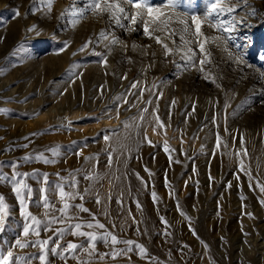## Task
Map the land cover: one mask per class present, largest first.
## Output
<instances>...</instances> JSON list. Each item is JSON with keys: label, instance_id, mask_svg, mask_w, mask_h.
<instances>
[{"label": "rangeland", "instance_id": "obj_1", "mask_svg": "<svg viewBox=\"0 0 264 264\" xmlns=\"http://www.w3.org/2000/svg\"><path fill=\"white\" fill-rule=\"evenodd\" d=\"M151 2L168 29L91 0H0V256L264 264V0L208 20L214 0Z\"/></svg>", "mask_w": 264, "mask_h": 264}, {"label": "snow or ice", "instance_id": "obj_2", "mask_svg": "<svg viewBox=\"0 0 264 264\" xmlns=\"http://www.w3.org/2000/svg\"><path fill=\"white\" fill-rule=\"evenodd\" d=\"M226 0H214V2L210 3V7L207 10V14L205 15L204 19L208 20L210 16H212L213 14L215 15H219L222 11L223 8L221 7V5L223 3H225ZM168 3H172V0H165V4ZM123 5H130L131 8H126ZM51 6V0L49 3V7ZM174 6V3H173ZM162 7V5H154L151 0H122V3H111L110 0H104V8L101 7V3L100 0H91V3L89 5V10H94L97 13H101L103 11L112 9L111 12V18H114L116 20L117 24H120L121 19L124 20H130L132 24H135L137 22V18H141L143 20V17L145 14H147L148 17L151 18V23L153 25H156L153 28V33L156 31H162V30H166L168 29L169 25H168V20L167 19H161V16L163 15L160 12V8ZM131 9H136V11L133 13L131 11ZM232 9H228V11H231ZM67 11V10H66ZM119 13L120 15H117L116 13ZM192 23L195 25V35L196 36H200L201 35V21L198 17L196 16H192ZM158 21V23H157ZM149 21H143L144 23V32L146 35L149 36V38H155L157 43H161V39L159 36H155L153 37V34L149 32ZM181 24H184V28L182 29L183 32L187 33L189 31V26L187 24L186 21H180ZM223 31H229L228 28H224ZM171 35L175 36L176 32L175 30H172ZM101 36L104 37L105 39L107 38L104 33H101ZM180 39L184 42V43H190V41L184 40V36L181 35ZM116 41L114 40L113 43H115ZM175 42V41H174ZM166 49V51L170 52L171 50L167 48V45H163ZM189 51H193L192 49H189ZM200 51H204V45L200 44ZM106 62V61H105ZM201 64L204 63V61H200ZM132 88L136 87V83H133L131 85ZM148 104H151V101L147 102ZM142 112H146L147 108H144L141 110ZM141 119H143V117H141ZM158 123L160 124V127L163 128L164 124L163 122L159 121V117H156ZM149 143H151V141H149ZM55 152V150H53ZM264 190V189H262ZM17 191L19 192V188L17 189ZM61 196H64L63 191H61ZM83 198V197H81ZM97 203H99V199H97ZM69 205L66 203L64 205V210L68 209ZM5 206L3 205L2 202H0V210H4ZM82 211H88V209L85 208H81ZM63 211V210H62ZM6 214V211H5ZM53 222L55 223H59L61 221L59 220H54ZM32 223L36 224L39 223V221L35 218L32 217ZM99 228H104L105 226L103 224H98L97 225ZM76 229H80L81 225L80 224H76L75 225ZM87 227L91 228L93 227V225L91 223H89L87 225ZM24 235L28 236L29 235V228H25L24 230ZM80 235H85V233L81 232ZM91 240H95L96 237L94 235L90 236ZM111 241L113 244H117L120 243L121 241H119L115 236L111 237ZM47 241H44L40 247L44 248L47 245ZM124 243L127 244H131V241H124ZM17 245L21 248L26 247L28 245L26 244H21L20 241H17ZM77 248V245L74 243H69L67 245V248L65 249V251L68 250H75ZM53 251L55 252L56 249H53ZM42 262L45 260V256L41 255L38 257ZM20 257H13V252L12 251H8L6 253V255H2L0 256V264H18V261L20 260Z\"/></svg>", "mask_w": 264, "mask_h": 264}, {"label": "bare ground", "instance_id": "obj_3", "mask_svg": "<svg viewBox=\"0 0 264 264\" xmlns=\"http://www.w3.org/2000/svg\"><path fill=\"white\" fill-rule=\"evenodd\" d=\"M209 143V142H208Z\"/></svg>", "mask_w": 264, "mask_h": 264}]
</instances>
